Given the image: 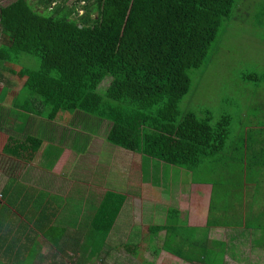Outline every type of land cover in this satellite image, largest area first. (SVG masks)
Here are the masks:
<instances>
[{
	"label": "trees",
	"instance_id": "obj_1",
	"mask_svg": "<svg viewBox=\"0 0 264 264\" xmlns=\"http://www.w3.org/2000/svg\"><path fill=\"white\" fill-rule=\"evenodd\" d=\"M235 7L236 0H0V124L10 121L11 128L16 124L18 131L21 126L26 132L24 138L10 134L4 152L32 164L45 143L46 155L55 164L70 158L71 152H82L84 159L87 156L80 162L85 176L93 175L97 186L108 177L113 182L107 184L112 190L103 196L82 242L66 228L54 226V201L42 215L35 210V216L28 217L33 222L16 211L31 228L13 239L14 246L20 244L17 251L5 250L13 254L11 261L36 264L37 236L48 246L43 257L48 264H92L100 259L125 202L118 193L121 179L133 178L149 158L171 170L181 168L188 178L179 174L181 181L172 188L173 208L166 224L149 227L144 240L125 247L127 253L142 261L150 236L165 231L162 251L190 264H220L210 260L214 247L224 250V243L200 246L189 240L179 246L176 238L186 237L181 230L189 188L215 173L201 164L220 163L230 121L181 112L179 103L190 89L189 71L205 63L222 20ZM29 56L39 63L35 70L25 64ZM107 79L110 85L100 88ZM3 104H12L11 110ZM250 125L246 150L257 163L248 162L242 169L241 188L264 171V118L255 116ZM234 156L248 160L239 150ZM210 207L213 211L212 202ZM239 229L255 235L254 246L264 248V211Z\"/></svg>",
	"mask_w": 264,
	"mask_h": 264
},
{
	"label": "rangeland",
	"instance_id": "obj_2",
	"mask_svg": "<svg viewBox=\"0 0 264 264\" xmlns=\"http://www.w3.org/2000/svg\"><path fill=\"white\" fill-rule=\"evenodd\" d=\"M25 64L33 68V70L39 66L37 59L31 56H29L27 63L25 61ZM249 75H253L255 78L249 79ZM263 76L264 0H236L233 14L224 18L221 22L217 37L210 47L207 60L201 67L192 68L189 71L190 89L179 103L181 112L192 111L199 116L207 115L210 116L213 122L222 116L229 118L230 121L229 136H227L225 148L220 154V163L215 162V160H206L201 164L202 169H214L215 173L207 175L203 178V181H199L203 183L198 182L197 184V187L201 189L200 191L205 194V198H203L202 208L197 207L196 203L190 204V215L197 218L195 222L190 223L194 226L205 225L209 197L210 203L212 202V206H214V209H212L213 214L208 219L211 225H216L220 222L231 226L233 224L242 225L250 221L243 212L251 209L264 211V192H261L264 190V171L261 174L259 172V175L258 173L257 175L253 174L254 182L251 184L253 186H244L243 188L240 186L242 183V169L247 168L248 162H254L251 165L255 164V166L257 163V161L250 160L252 154L246 148H248L250 136L252 135L250 123L255 116L264 118ZM110 82L107 79L100 88L109 86ZM68 117L69 114L65 112L63 118L67 119ZM237 150H239L240 154H245L248 160L237 161V156H234ZM145 159L154 161L149 158ZM82 166L83 163L79 166L82 173L81 175L78 174L81 177L82 184L80 182L73 189H82L85 192L84 204L92 203L95 208L101 202L105 192L92 187V185L90 187V185L84 184L85 181H90L91 176H85ZM148 168L152 169L153 174L156 175L150 176L148 179L153 187L159 188L160 194L158 195L168 194V183L165 180L166 174L163 167L153 163ZM180 170L181 168L173 170L171 182L175 183L179 179L177 177L178 174L183 175L184 180L188 178L186 173L181 174ZM93 186H95L94 183ZM197 187H192V192L199 191ZM205 189L206 191L204 192ZM68 202L71 203L73 209L80 210V200H68ZM176 202L178 205V200ZM135 206L136 204H133L134 208ZM186 208L188 209V206ZM92 211L89 210L86 213L91 212L92 214ZM218 211L225 213L216 214ZM75 213L78 212L75 210ZM25 216L29 217L30 212H26ZM133 218L136 219V216L133 215ZM254 219L256 218L254 217ZM131 221L133 224L129 225V227H133L130 235L131 239L121 238V235L112 237L111 241H109L111 246L104 251L100 258L101 260L96 259L93 264H187L168 252L162 251L163 242L159 241L153 242L152 247L146 250L142 261L127 253L124 248L125 241L137 243V237L133 241L131 240L138 234L139 228L145 224L143 223L144 221L141 222L138 219ZM148 223L149 221L146 222V224ZM165 224L166 221L162 225L153 222L144 228L142 233L146 232L151 226H164ZM253 224L256 223L253 222ZM161 232L154 235H159ZM241 234H244L241 237L244 241L237 240L236 253L244 261L240 263L264 264V248L253 244L256 236L249 231L239 229L237 231L222 230L220 234H215L216 239H225L229 243L226 249L227 259L223 258L225 263L220 264H236L235 256H233L236 249L234 240L236 235ZM117 243H119L118 246L114 247V244ZM43 253L45 255L48 251L43 249ZM72 264L88 263H77L74 261Z\"/></svg>",
	"mask_w": 264,
	"mask_h": 264
},
{
	"label": "crops",
	"instance_id": "obj_3",
	"mask_svg": "<svg viewBox=\"0 0 264 264\" xmlns=\"http://www.w3.org/2000/svg\"><path fill=\"white\" fill-rule=\"evenodd\" d=\"M14 96L15 94H12L11 97L7 98L9 103L13 102ZM10 105L12 104H3V106L7 110H11ZM4 112H6L5 109ZM10 125V121L7 123V125L4 126H1L0 124V249L3 248L2 250H0V264H4V262L16 264V261H11V257H13V259L15 260L13 254H7V251L5 250L13 248L12 252L17 251V248L18 246H20V244L14 246L15 243H13V239H16L15 237H18L19 231L30 232L31 226H28V224H26V219L22 220L21 218H18L19 216H17L16 211H23L25 213L29 211L30 215L35 216L34 211L39 209V212L42 215L43 210H47L49 208V202L54 201V205L51 206V209H54L55 212L56 208L58 211L54 226L66 228L68 232L79 236L82 242L86 238V233H88V231L90 230V223L92 222L93 215L100 205V203H98V206L94 208V204L92 203L89 204L88 202L87 204H84L85 192L82 189H73L75 186H78L80 182L82 184V180L80 179L81 177L79 176L82 172L79 166L81 161L87 160V156L86 159H84V155H82V152L78 153L76 156L74 152H71L70 158L68 156L66 160H64L63 158L61 161L55 164L53 163V160L49 159L46 155L45 149H47L48 147L45 143L42 149L43 152L39 160L34 164L19 160L15 158V156L5 153L4 146L10 134L20 138H24L25 136L22 132L25 131H22L21 126L19 127V125L18 127L20 132L17 130L16 124H14L13 128H11ZM64 152L63 155L66 154ZM89 158L90 154H88V160ZM153 163L163 167L165 171L166 178L168 179L167 181V179L165 178L166 182H168V194L166 195H158L160 194L159 188L153 187L152 184L149 183L148 178L150 176H156L153 174V170L148 168V166L152 165ZM173 173L174 171L164 166V164L145 159L143 161L142 170L137 171L133 178H130V180L121 179V182L123 181V186L120 187V191H118V193H121V196L125 197V202L123 203V206L114 222L113 229L107 238L105 250L108 249L109 246H111V243H109V241H111L112 237L121 235V238L125 237L129 240L131 239L130 235L131 230L133 229L132 226L129 227V225H133L131 220L136 221V219H138L139 221H144L143 223H145L141 226V228H139L138 234H136L135 237H133L131 240L133 241L137 237V243L144 240V232L142 233V230L144 228H146L153 222H157L159 225H162L167 220L168 213H170V210H172L173 208L171 205L172 200H174L172 196V188L178 185V183L181 181V177H179L178 174L177 177L179 179L175 183L171 181L169 182V180L173 179ZM90 176V181H85V185H90V187L92 185V187L101 189V191L105 192L104 195L109 190H112V188H108L107 186V184L109 185L113 183L109 182V177L104 182L100 181L102 182V184L100 186H97L96 181L93 178L94 176ZM93 183L95 184V186H93ZM192 187H197V184L191 185L189 188L188 209L185 213L186 222L185 225L182 226L181 230L182 232L186 231L187 234L184 233V235L186 236L184 239L177 237L176 241L178 242L179 246L180 243L183 244V241L186 242L189 240H195L200 244V246L203 242L210 244V246H212L215 241L224 243V250L214 247L212 254L213 257H211L210 261L218 259L220 263H225V260H223V258L227 259L226 249L227 244L229 243H227L225 239H216L215 234H220L222 230L237 231L240 225L238 226L237 224L234 225L232 223L233 225H230L229 227L208 228L207 225L208 223H210L208 222V219L213 214V211L210 210V197L208 206L206 208L207 217L205 219V225L194 226L190 224L191 222H195L197 220V218H194L190 215V204L192 205L196 203L197 207L202 208L203 198H205V194L200 191L201 189L199 187H197L199 191L195 192H192ZM205 191L206 189L204 190V192ZM68 200H80V210L76 208L73 209L71 203L68 202ZM133 204H136L135 208L133 207ZM75 210L78 213H75ZM89 210H93L92 214L91 212L86 213ZM255 210H247L243 212V214L247 215L249 219H253L254 217L256 218L257 216L262 214V211ZM224 213L225 212L223 211L216 212V214ZM237 213L239 212L237 211ZM133 215L136 216V219L133 218ZM25 218H28V216H25ZM28 219L31 222L35 221V219L32 217ZM144 219H146L147 221ZM148 221L149 223L146 224V222ZM218 224H221V226L224 225L221 222ZM4 232H6V234H4ZM165 236L166 232H161L159 235L150 236L149 248L152 247V243L155 241L164 243ZM242 236H244V234L238 236L236 235V239L234 240L236 242V249L233 253V256H235L234 259L236 260V264H243L240 262H244L242 258L236 255L237 240L242 241ZM36 241L39 248V252L36 256V264H48V259L46 260L45 258H43L49 253L47 244H42V236H37ZM118 244L119 243L114 244V247H117ZM129 244L136 243L125 241L124 248L129 246ZM43 249L47 250L48 253L44 255ZM208 258L209 257L205 256L206 262H208ZM93 263H95V261ZM185 263L190 264L188 262Z\"/></svg>",
	"mask_w": 264,
	"mask_h": 264
}]
</instances>
